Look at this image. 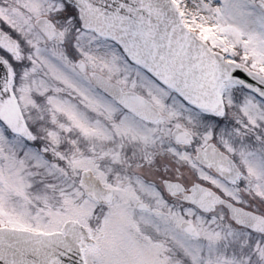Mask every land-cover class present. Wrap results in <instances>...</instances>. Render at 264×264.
I'll return each instance as SVG.
<instances>
[{"label":"snow or ice","instance_id":"6c2138e0","mask_svg":"<svg viewBox=\"0 0 264 264\" xmlns=\"http://www.w3.org/2000/svg\"><path fill=\"white\" fill-rule=\"evenodd\" d=\"M0 264H264V0H0Z\"/></svg>","mask_w":264,"mask_h":264}]
</instances>
